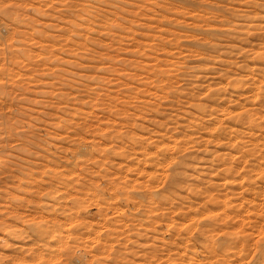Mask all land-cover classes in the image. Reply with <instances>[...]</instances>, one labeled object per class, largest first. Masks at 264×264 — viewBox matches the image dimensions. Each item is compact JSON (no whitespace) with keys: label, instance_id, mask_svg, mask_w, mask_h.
Masks as SVG:
<instances>
[{"label":"rangeland","instance_id":"rangeland-1","mask_svg":"<svg viewBox=\"0 0 264 264\" xmlns=\"http://www.w3.org/2000/svg\"><path fill=\"white\" fill-rule=\"evenodd\" d=\"M0 160V264H264V0H0Z\"/></svg>","mask_w":264,"mask_h":264},{"label":"bare ground","instance_id":"bare-ground-1","mask_svg":"<svg viewBox=\"0 0 264 264\" xmlns=\"http://www.w3.org/2000/svg\"><path fill=\"white\" fill-rule=\"evenodd\" d=\"M1 2H5V1H1ZM12 2V1H11ZM18 2V1H17ZM40 2V1H39ZM42 2V1H41ZM84 2V1H83ZM113 5V4H112ZM3 6V5H2ZM30 8V7H29ZM35 8V7H34ZM73 10V9H72ZM19 11V10H18ZM36 11H37V9H36ZM84 11V10H83ZM20 14V13H19ZM43 14V13H42ZM41 14V15H42ZM8 15V14H7ZM95 15V14H94ZM45 16V15H44ZM19 17V16H18ZM79 17V16H78ZM21 18V17H20ZM45 18V17H44ZM86 18V17H85ZM18 19V18H17ZM21 19H23V18H21ZM26 19V18H25ZM34 19V18H33ZM40 19V18H39ZM68 20V19H67ZM19 21H21V20H19ZM36 21V20H35ZM17 22V21H16ZM39 23V22H38ZM72 23H75L74 21L72 22ZM36 24V23H35ZM55 24V23H54ZM40 26V25H39ZM47 26V25H46ZM72 26H76V25H72ZM36 27V26H35ZM48 27V26H47ZM51 27V26H50ZM39 28V27H38ZM73 28V27H72ZM22 29V28H21ZM26 29V28H25ZM77 29V28H76ZM20 30V29H19ZM24 30V29H23ZM35 30V29H34ZM22 31V30H21ZM38 31V30H37ZM74 31V30H73ZM18 32V31H17ZM41 32V31H40ZM20 33V32H19ZM24 34V33H23ZM26 34V33H25ZM24 34V35H25ZM39 34V33H38ZM37 34V35H38ZM31 36H32V34H30ZM35 38V37H34ZM32 39V38H31ZM33 40V39H32ZM22 41V40H21ZM26 42V41H25ZM36 43V42H35ZM20 45V44H19ZM49 45V44H48ZM54 45V44H53ZM14 50V49H13ZM21 50V49H20ZM5 73V72H4ZM5 84V83H4ZM5 90V89H4ZM207 99V98H206ZM179 143V142H178ZM166 147H169V145L168 146H166ZM168 149V148H167ZM166 149V150H167ZM170 149V148H169ZM172 151V150H171ZM119 153V152H118ZM163 154V153H162ZM173 154V153H172ZM122 155V154H121ZM103 156V155H102ZM152 158V157H151ZM165 158V157H164ZM165 159H167V158H165ZM164 159V160H165ZM168 160V159H167ZM166 160V161H167ZM158 161V160H157ZM165 161V162H166ZM169 161V160H168ZM85 162V161H84ZM165 162L163 163V164H165ZM167 163V162H166ZM161 164H162V162H161ZM159 165V164H158ZM97 166V165H96ZM157 166V165H156ZM156 166H155V168H156ZM160 166V165H159ZM164 166V165H163ZM162 166V167H163ZM5 167V163H3V161L2 160H0V171H2L3 170V168ZM158 167V166H157ZM105 171V170H104ZM227 171V170H226ZM89 172V171H88ZM2 173V172H1ZM106 173V172H105ZM158 173V172H157ZM98 174V173H97ZM101 174V173H100ZM156 174V173H155ZM106 175V174H105ZM97 176V175H96ZM95 176V177H96ZM120 176V175H119ZM101 177V176H100ZM157 177V176H156ZM80 178V177H79ZM125 178V177H124ZM130 178V177H129ZM78 179V178H77ZM82 179V178H81ZM126 180H128V179H126ZM125 180V181H126ZM73 181V180H72ZM78 181V180H77ZM82 181V180H81ZM113 181V180H112ZM111 181V182H112ZM134 181V180H133ZM135 181H136V179H135ZM178 180H176V182H177ZM69 182V181H68ZM79 182V181H78ZM121 182V181H120ZM127 182V181H126ZM179 182V181H178ZM177 182V183H178ZM95 183V182H94ZM109 183V182H108ZM116 183H118V182H116ZM115 183V184H116ZM123 185H124V183L123 182H121ZM129 183H131V182H129ZM139 183V182H138ZM174 183V182H173ZM76 184V183H75ZM111 184V183H110ZM127 185H128V183H126ZM132 184V183H131ZM77 185V184H76ZM112 185H113V183H112ZM111 185V186H112ZM118 186H119V184H117ZM130 185V184H129ZM133 185H134V183H133ZM167 185V184H166ZM179 185H180V182H179ZM101 186V185H100ZM125 186V185H124ZM132 186V185H131ZM135 186H137L138 187V185H135ZM79 187H82V186H79ZM87 187V186H86ZM90 187V186H89ZM112 187H114V186H112ZM116 187V186H115ZM129 187V186H128ZM167 187V186H166ZM84 188V187H83ZM117 188V187H116ZM121 188H124V187H120V189ZM127 188V187H126ZM139 188V187H138ZM177 188H178V186H177ZM181 188V187H180ZM183 188V187H182ZM115 189V188H114ZM120 189L118 190V188H117V190L119 191V192H121L120 191ZM212 189V188H211ZM79 190V189H78ZM81 190H82V188H81ZM90 190V189H89ZM125 191H126V189H125ZM124 191V192H125ZM74 192H75V190H74ZM79 192V191H78ZM88 192V191H87ZM105 192V191H104ZM107 192H108V190H107ZM106 192V193H107ZM188 192V191H187ZM83 193V192H82ZM128 193V192H127ZM155 193V192H154ZM71 194V193H70ZM90 194V193H89ZM100 194V193H99ZM120 194V193H119ZM172 194V193H171ZM209 194V193H208ZM74 195V194H73ZM77 195V194H76ZM87 195H88V193H87ZM127 195V194H126ZM214 195H215V193H214ZM214 195L213 196H211V197H214ZM84 196V195H83ZM95 196V195H94ZM111 196V195H110ZM166 196V195H165ZM172 196V195H171ZM177 196V195H176ZM228 196V195H227ZM131 197V196H130ZM182 197V196H181ZM194 197V196H193ZM210 197V198H211ZM218 197V196H217ZM86 198H88V197H86ZM85 198V199H86ZM118 198V197H117ZM176 198V197H175ZM208 198H209V196H208ZM89 199V198H88ZM166 199V198H165ZM192 199V198H191ZM96 200V199H95ZM98 200V199H97ZM117 200V199H116ZM76 201V200H75ZM79 201H81V200H79ZM79 201H78V208H82V207H84V204L82 205L81 204V202H80V204L82 205L81 207L79 206L80 204H79ZM85 201V200H84ZM84 201H82V202H84ZM141 201V200H140ZM174 201V200H173ZM193 201V200H192ZM212 201V200H211ZM77 202V201H76ZM130 202V201H129ZM162 202V201H161ZM214 203V202H213ZM175 204V203H174ZM207 204V203H206ZM205 204V205H206ZM211 204H212V202H211ZM85 205H87V204H85ZM108 206V205H107ZM173 206H175V205H173ZM101 207V206H100ZM190 207V206H189ZM191 207H194V203L192 204V206ZM85 208V207H84ZM188 208V207H187ZM184 209V208H183ZM198 209H199V207H198ZM188 210V209H187ZM191 210H193L194 211V209H192L191 208ZM197 210V209H196ZM85 211V210H84ZM101 211V210H100ZM119 211V210H118ZM130 211V210H129ZM198 211V210H197ZM79 212H81V211H79ZM177 212V211H176ZM196 213V212H195ZM190 214H192V213H190ZM74 215V214H73ZM80 215V214H79ZM84 216V215H83ZM71 217V216H70ZM84 218V217H83ZM86 218V217H85ZM171 218V217H170ZM87 219H88V217H87ZM197 220V219H196ZM174 221V220H173ZM122 222V221H121ZM58 223V222H57ZM66 223V222H65ZM127 224V223H126ZM179 224V223H178ZM46 225V224H45ZM55 225H57V224H55ZM61 225V224H60ZM63 225V224H62ZM76 225V224H75ZM105 225V224H104ZM78 226V225H77ZM194 226V225H193ZM75 227V226H74ZM86 227H88V225L86 226ZM154 227V226H153ZM45 228V227H44ZM58 228V227H57ZM83 228V227H82ZM89 228V227H88ZM94 228V227H93ZM65 229V228H64ZM71 229V228H70ZM75 229V228H74ZM188 229V228H187ZM46 230V229H45ZM72 230V229H71ZM76 230H78V228L76 227ZM178 230V229H177ZM64 231V230H63ZM82 231V230H81ZM86 231H87V229H86ZM116 231V230H115ZM72 232V231H71ZM74 232H75V230H74ZM90 232V231H89ZM47 233V232H46ZM82 233V232H81ZM94 233V232H93ZM214 233V232H213ZM76 234V233H75ZM84 234V233H83ZM39 235V234H38ZM70 235V234H69ZM74 235V234H73ZM82 235V234H81ZM126 235V234H125ZM62 236H64V235H62ZM83 236V235H82ZM114 236V235H113ZM177 236V235H176ZM182 236V235H181ZM187 236V235H186ZM44 237V236H43ZM77 237V236H76ZM76 237H75V239H76ZM195 237V236H194ZM60 238V237H59ZM64 238V237H63ZM88 238V237H87ZM117 238V237H116ZM185 238V237H184ZM50 239V238H49ZM61 239H62V237H61ZM71 239V238H70ZM74 239V238H73ZM82 239H84V238H82ZM109 239V238H108ZM179 239V238H178ZM68 240H69V238H68ZM76 240H78V239H76ZM180 240V239H179ZM55 241V240H54ZM56 241H59V240H57L56 239ZM55 241V242H56ZM66 241V240H65ZM186 241V240H185ZM38 242V241H37ZM61 242H63L64 243V241H61ZM77 242V241H76ZM218 242V241H217ZM220 242V241H219ZM54 243V242H53ZM52 243V244H53ZM66 243V242H65ZM71 243V242H70ZM73 243V242H72ZM83 243V242H82ZM188 243V242H187ZM214 243V242H213ZM51 244V243H50ZM56 244V243H55ZM61 244V243H60ZM105 244V243H104ZM224 244H225V241H224ZM58 245V244H57ZM221 245V244H220ZM220 245H218V246H220ZM48 246V245H47ZM56 246V245H55ZM61 246H63L64 247V245H61ZM70 246V245H69ZM69 246H66V247H69ZM260 246V245H259ZM54 247V246H53ZM59 247H60V245H59ZM96 248H97V245H96ZM180 248V247H179ZM185 248V247H184ZM219 248H221V247H219ZM40 249V248H39ZM66 249V248H65ZM70 249V248H69ZM186 249V248H185ZM215 249V248H214ZM213 249V251L215 252V251H217L216 249L214 250ZM56 250V249H55ZM58 250H59V248H58ZM193 250V249H192ZM219 250V249H218ZM68 251V250H67ZM167 251V250H166ZM175 251V250H174ZM222 251H223V249H222ZM229 251V250H228ZM242 251V250H241ZM44 252V251H43ZM57 252H59V251H57ZM114 252H116V251H114ZM183 252V251H182ZM219 252H221V251H217V253H219ZM258 252V251H257ZM36 253V252H35ZM54 253V252H53ZM64 253V252H63ZM201 253V252H200ZM207 253V252H206ZM205 252L204 253H202L201 255L203 256L204 254H206ZM210 253V252H209ZM58 254V253H57ZM215 254V253H214ZM39 255H41L40 253H39ZM67 255V254H66ZM218 255V254H217ZM57 256V255H56ZM192 256V255H191ZM115 257V256H114ZM258 257V256H257ZM72 258V257H71ZM179 258V257H178ZM199 258V257H198ZM202 258V257H201ZM256 258V257H255ZM60 259H62V258H60ZM56 260V259H55ZM64 260V259H63ZM74 260V259H73ZM206 260H208V259H206ZM70 261H72V260H70ZM204 261V260H203ZM67 262V261H66ZM65 263V262H64ZM206 263V262H205ZM187 264V263H186Z\"/></svg>","mask_w":264,"mask_h":264}]
</instances>
